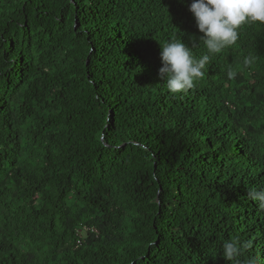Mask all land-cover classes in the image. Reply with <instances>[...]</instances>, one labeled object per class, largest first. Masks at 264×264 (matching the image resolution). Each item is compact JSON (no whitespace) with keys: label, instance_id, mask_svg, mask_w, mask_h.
<instances>
[{"label":"trees","instance_id":"trees-1","mask_svg":"<svg viewBox=\"0 0 264 264\" xmlns=\"http://www.w3.org/2000/svg\"><path fill=\"white\" fill-rule=\"evenodd\" d=\"M190 3L0 0V264H264V24L172 94Z\"/></svg>","mask_w":264,"mask_h":264},{"label":"clouds","instance_id":"clouds-1","mask_svg":"<svg viewBox=\"0 0 264 264\" xmlns=\"http://www.w3.org/2000/svg\"><path fill=\"white\" fill-rule=\"evenodd\" d=\"M188 10L202 34L195 39L203 41L207 52L196 57L189 45L181 40L170 39L160 43L161 67L158 74L172 94L192 89L205 75L210 54H218L237 42L241 25L264 24V0H191ZM252 63L253 58L250 56L243 60L245 67ZM227 75L229 79H234L236 73L229 70ZM248 195L264 207V189H250ZM241 247L236 237L225 240L222 243V256L235 264H241ZM248 264H256V261L250 260Z\"/></svg>","mask_w":264,"mask_h":264}]
</instances>
